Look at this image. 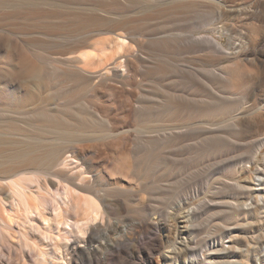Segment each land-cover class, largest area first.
Returning a JSON list of instances; mask_svg holds the SVG:
<instances>
[{"label":"rangeland","instance_id":"1","mask_svg":"<svg viewBox=\"0 0 264 264\" xmlns=\"http://www.w3.org/2000/svg\"><path fill=\"white\" fill-rule=\"evenodd\" d=\"M116 33L123 71L68 59ZM9 55L0 91L28 106L4 113L2 143L35 151L1 154L0 175L39 169L61 193L82 170L102 204L63 239L70 264H264V0H0ZM51 148L79 166L54 165ZM9 253L0 242V264H25Z\"/></svg>","mask_w":264,"mask_h":264},{"label":"bare ground","instance_id":"2","mask_svg":"<svg viewBox=\"0 0 264 264\" xmlns=\"http://www.w3.org/2000/svg\"><path fill=\"white\" fill-rule=\"evenodd\" d=\"M61 13L67 14V8H60ZM18 11L13 17L18 16ZM105 21L104 18H97L86 15L84 18L74 16L69 22L77 26H89ZM87 48L71 53L68 57L73 66L83 72L93 73L97 67H103L109 71L113 63L124 70L123 54L129 49L130 41L123 33H116L112 37L103 36L93 42L85 41L81 46ZM27 54L25 53V56ZM116 59L111 62V60ZM13 57L10 55L0 61V70L3 66H10ZM24 60V59H23ZM29 73L36 70V66L26 63ZM8 70V69H7ZM13 94L8 90L0 91V118L10 110H24L28 105H15ZM42 119L48 121L46 115ZM7 118L0 119V125L7 123ZM56 119L54 122H57ZM9 129V128H8ZM0 135V155L4 152L28 154L35 149L31 145H9L5 147ZM7 140V139H6ZM12 141V140H10ZM52 158L53 164H64L66 166L78 167L75 158L68 156L70 151L51 148L47 151ZM78 183L64 184L59 191L52 192L47 179L39 169L33 171L20 170L19 166H12L7 176L0 175V242L10 246L8 259L13 261L19 259L25 264H53L51 257L56 259L55 264H70L62 253L63 239L68 236L88 229L93 222L103 218L102 204L99 198L92 193H85L88 179L80 170ZM13 176V177H12ZM56 184V182H53ZM34 187L36 189L34 190ZM3 192L6 196L3 195ZM74 215L76 218H74ZM17 229V230H16ZM19 239L15 242L14 238ZM77 238L73 243L77 245ZM30 253L31 260L28 261Z\"/></svg>","mask_w":264,"mask_h":264}]
</instances>
